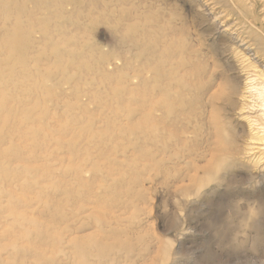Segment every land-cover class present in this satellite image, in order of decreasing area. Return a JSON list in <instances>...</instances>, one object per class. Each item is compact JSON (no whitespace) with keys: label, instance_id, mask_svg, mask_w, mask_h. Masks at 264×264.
<instances>
[{"label":"rangeland","instance_id":"374dc122","mask_svg":"<svg viewBox=\"0 0 264 264\" xmlns=\"http://www.w3.org/2000/svg\"><path fill=\"white\" fill-rule=\"evenodd\" d=\"M250 22L264 0H0V264H264Z\"/></svg>","mask_w":264,"mask_h":264},{"label":"bare ground","instance_id":"6f19581e","mask_svg":"<svg viewBox=\"0 0 264 264\" xmlns=\"http://www.w3.org/2000/svg\"><path fill=\"white\" fill-rule=\"evenodd\" d=\"M233 1V0H232ZM248 1V0H247ZM229 3H231V2H229ZM246 3V2H245ZM247 4V3H246ZM230 5V4H229ZM238 6V5H237ZM241 6V5H240ZM249 6V5H248ZM219 7H220V5H219ZM232 7V6H231ZM243 9H244V7H243ZM242 9V10H243ZM250 9V8H249ZM228 10H230V9H228ZM227 10V11H228ZM245 10V9H244ZM246 12H247V10H245ZM252 11V13H253V9L251 10ZM250 10H249V12H251ZM235 12V11H234ZM234 14H237V13H234ZM247 14H248V12H247ZM225 15V14H224ZM229 15V14H228ZM251 16V15H250ZM261 17V16H260ZM252 18V17H251ZM255 17H253V19H254ZM255 20V19H254ZM249 21H250V18H249ZM261 22V21H260ZM243 23V22H242ZM251 23V25L253 26V30L255 31V32H257V33H253L254 35H253V39H254V41L258 44V47L257 48H261V49H263L264 48V29L261 27V26H257V25H255L253 22H250ZM237 24V23H236ZM249 24V23H248ZM220 25H222V24H220ZM242 25V24H241ZM259 25H261V23L259 24ZM247 26V25H246ZM246 26H244V27H246ZM250 26V25H249ZM251 27V26H250ZM230 28V27H229ZM227 30V29H226ZM235 33V32H234ZM241 42V41H240ZM39 43V42H38ZM243 43V42H242ZM240 46V45H239ZM257 46V45H256ZM254 47V46H253ZM247 48V47H246ZM258 50V49H257ZM5 55V54H4ZM257 57V56H256ZM258 63V62H257ZM259 69V68H258ZM260 74V73H259ZM263 76V75H262ZM264 87V86H263ZM214 93H217V92H214ZM213 99V98H212Z\"/></svg>","mask_w":264,"mask_h":264}]
</instances>
